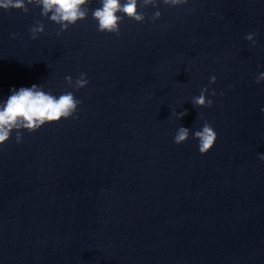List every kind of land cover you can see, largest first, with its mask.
Returning a JSON list of instances; mask_svg holds the SVG:
<instances>
[{
    "label": "clouds",
    "instance_id": "obj_1",
    "mask_svg": "<svg viewBox=\"0 0 264 264\" xmlns=\"http://www.w3.org/2000/svg\"><path fill=\"white\" fill-rule=\"evenodd\" d=\"M90 0H0V9H16L24 13L29 12L28 5L40 7L41 15L60 26V32L66 31L70 26L87 19L89 15ZM100 6L91 11L93 20L97 23V30L101 33H114L119 35L120 24L125 18L137 23H145V13L141 9L148 6L158 8L160 3L168 7H178L188 3V0H99ZM161 12L155 11L152 21L160 19ZM45 30L42 22H37L30 29L31 39L35 40ZM13 35V38H15ZM255 33L246 35L245 39L255 44ZM69 86L81 89L87 86L86 73H81L79 78L73 81L71 76L65 77ZM264 81V72L259 73L256 83ZM216 83V77H210V84ZM10 95L6 101L0 102V145H3L16 131V142L21 141L20 130L34 132L47 123L59 122L62 118L68 119L77 112L81 101L76 99L72 92H65L58 97L45 91L42 85L33 84L31 87H15L10 89ZM209 88L201 89L200 94L192 98L191 103L195 107L211 108L213 101L207 98ZM222 94V93H221ZM212 96L216 95L213 90ZM264 112V109H261ZM178 118L187 115V110L179 112ZM191 129L180 126L174 136L177 145L185 143L190 137ZM198 140V150L206 154L214 146L217 133L213 127L205 121L200 130L192 133ZM264 161V154L259 155Z\"/></svg>",
    "mask_w": 264,
    "mask_h": 264
}]
</instances>
